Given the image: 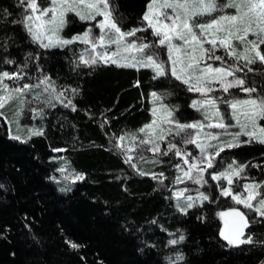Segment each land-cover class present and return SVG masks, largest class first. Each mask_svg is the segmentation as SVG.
Listing matches in <instances>:
<instances>
[{
    "label": "trees",
    "instance_id": "trees-1",
    "mask_svg": "<svg viewBox=\"0 0 264 264\" xmlns=\"http://www.w3.org/2000/svg\"><path fill=\"white\" fill-rule=\"evenodd\" d=\"M149 1L110 0L118 26L124 32L143 26ZM38 2L46 6L50 0ZM27 12L21 0H0V73L19 72L21 79L4 80L18 87L47 78L55 91L48 89L53 97L40 94L47 106L30 119L43 135L13 139L0 116V264H263L264 217L248 215L242 238L251 236L254 243L231 246L220 236L223 224L217 214L232 205L221 189L210 183L205 189L209 199L185 214L173 191L177 160L168 163L173 158L168 153L134 168L117 146L120 137L151 122L153 92L177 120L196 118L185 84L168 73L154 79V72L144 67L85 65L82 43L42 48L23 24L14 23ZM73 21L67 26L71 33L87 25ZM141 33L133 38L154 42L150 31ZM260 51L264 54V45ZM253 70L250 80L260 91L264 65L257 62ZM69 100L75 110L66 106ZM233 162L246 165L242 175L264 182V144L227 148L217 156L215 168ZM60 164L83 178H64ZM243 180L233 182L235 192ZM173 239L179 242L169 244Z\"/></svg>",
    "mask_w": 264,
    "mask_h": 264
},
{
    "label": "snow or ice",
    "instance_id": "snow-or-ice-1",
    "mask_svg": "<svg viewBox=\"0 0 264 264\" xmlns=\"http://www.w3.org/2000/svg\"><path fill=\"white\" fill-rule=\"evenodd\" d=\"M27 12L22 20L14 21V23L23 24L25 30L31 36L32 40L39 44L42 48H50L55 46H64L72 44L76 41L88 44L92 43V51H95L97 46L100 48L105 47L106 37L108 43L117 45V50L112 54L113 57L119 56L120 59H113L108 57L107 53L97 52L95 56L90 55L88 59L82 55L81 61L88 66L95 65L97 57L104 63L111 62L118 67H145L150 68L154 73L155 78L163 77L166 75L165 63L159 61L155 51V43L127 41V37H135L137 32L146 31L145 28L132 29L130 31H121L118 26L119 21L113 17L114 8L110 4V0H50V6L44 7L38 0H21ZM83 8L86 11L80 10ZM225 9H234V14H220L224 13ZM166 10H171L166 11ZM68 12H74L81 20H95L97 16L103 17L99 22L98 27L101 29L102 34L97 38L91 35V30L85 31L82 35L74 36L71 39H62L55 36L65 25V16ZM49 13L51 15L49 16ZM210 17L208 21H204V17ZM142 19L147 21V28L152 30V34L159 38L158 44L164 46L168 50V60L171 63V75L177 80L182 81L184 84L189 85V91H195L201 94L203 99L192 102V107L198 112L203 111L204 121H197L193 123H180L174 118V110L169 109L166 105L160 104L159 108H153V116L157 117L158 112L163 113V118H154L150 124L145 125L139 130L144 133L145 138L140 142L141 144H150L151 151L154 153L160 152V146L157 139L163 141L165 136L163 134L157 135V129L160 124L174 125V129H169V134L175 131L176 135L182 136V142L185 144H195L200 149L199 163L193 162L189 165L188 170H184L177 165L183 176L192 180L194 183H201L202 173L206 171L205 168L200 167L201 163H207V167L213 166L212 160L215 155H219L224 151V148L239 147L242 141L240 136H247L249 139L243 143H250L255 141L264 144V127L258 123L264 120V93H259L255 97L251 94L257 92L255 86L245 87V80L236 78L235 72L240 71L238 68L219 67L213 68L210 64H206L203 69L200 68V63L205 58L221 61L223 58L215 54L218 48H223L228 56H232L237 60L243 59L246 65H251L259 62L264 65V54H261L260 45H264V0H150L147 11ZM224 35L221 36L220 34ZM111 34V35H110ZM251 34L254 39L248 40L247 37ZM139 39V38H138ZM238 40L241 44L245 45L242 52H237V46L233 44V40ZM47 41V42H45ZM174 41L182 43H174ZM211 45L205 48L204 44ZM4 47H6V42ZM121 48L124 52H136V56L131 57L129 60L126 56H121ZM197 49H199V56H197ZM254 53V56L252 55ZM186 57V59H185ZM121 60L124 62L121 63ZM6 63H13V61L6 60ZM252 71L251 68L248 69ZM212 73L220 74L219 78H213ZM227 77H233L228 80ZM19 72L9 74L8 72L0 73V109H4L14 97L12 90L4 83V80H19L21 79ZM193 81H195L193 83ZM41 83L47 84V78ZM219 84L223 92L227 93L231 88H239L245 93L249 94L247 99H227L220 97H209L208 93L214 89L213 84ZM28 84L23 85L22 88H16L14 91L20 96L26 92H30L31 88ZM38 87V85L36 86ZM48 88H52L48 84ZM55 91V89H52ZM73 92L76 90L73 89ZM61 92L59 96H63ZM153 103L161 100L157 93L151 94ZM38 99V97H37ZM59 99V97H57ZM62 102V101H61ZM218 102L226 104L231 109L229 118L235 120V124L225 123V114L220 112ZM22 103V101H21ZM50 103V101H49ZM66 106H72L71 100L68 101ZM19 115V113H17ZM39 114V113H38ZM3 116V112H0ZM243 117V119H242ZM231 127H238L240 129L237 133H230L228 131ZM251 127V130L249 128ZM217 128L221 129V133L207 132L205 129ZM194 130V131H189ZM31 135H43L42 130H29ZM162 133V129L160 130ZM221 135H230L232 139L227 142L219 144L211 143H198L201 137L206 140L219 141ZM19 140V136L12 137ZM121 141L125 137L119 138ZM135 139V137H134ZM121 146L122 145H118ZM214 150L209 153L208 149ZM57 151H62L57 149ZM169 151H174L176 156L191 157V153H182L176 144L169 142L168 150L163 152V155H168ZM132 157L128 156L126 162H131ZM185 164H189L187 158L184 159ZM235 162L228 166V170L221 172L218 175H212L213 180L225 179L228 185L233 183V176H240L244 171L246 165H241L238 168L234 167ZM132 167L135 168L133 164ZM63 171V169H61ZM195 171L196 176L192 173ZM141 175L145 173L141 172ZM159 176L162 178L163 173ZM82 176H77L76 179H82ZM156 179V175H153ZM178 182H182L181 178H177ZM261 185L253 183L244 185L246 196L242 194H233L230 187L222 188L221 195L230 196L236 204H242L245 208L252 209L260 216L264 217V197L257 201V204L252 203L259 195L255 190ZM177 198L183 196V192L176 193ZM187 207L181 208L180 211L187 213V209L194 206V198L189 195L186 198ZM198 201L208 200V196L200 193L196 198ZM224 221V228L220 231V236L227 241L231 246H238L240 244L254 243L251 236L242 238L244 236V229L249 226L248 219L245 214L238 209H230L229 211L219 212L217 214ZM228 217H235L239 220V228H236V222L231 224ZM183 236L179 240L182 241ZM179 241L173 239L169 244L175 245ZM72 248H78L79 245L68 241ZM182 259V257H177Z\"/></svg>",
    "mask_w": 264,
    "mask_h": 264
},
{
    "label": "rangeland",
    "instance_id": "rangeland-1",
    "mask_svg": "<svg viewBox=\"0 0 264 264\" xmlns=\"http://www.w3.org/2000/svg\"><path fill=\"white\" fill-rule=\"evenodd\" d=\"M49 6H50V3L48 5H46V6H44V7H49ZM80 10L86 11L83 8H81ZM146 11H147V9H146ZM166 11L170 12L171 10H166ZM28 12H30V10H28ZM234 12H235L234 9H225L224 13H218L216 15H220V14H234ZM50 15H51V13H49V16ZM69 16H71V18H72L71 20H69V18H68ZM74 18L76 20H78V21L80 20V21H83V22H85L87 24L85 26L84 30L81 31L80 33H77V32L76 33H71L69 29L67 30V26H68L69 23H71L72 25L75 23L73 21ZM210 19L211 18L207 17V16L203 18L204 21H208ZM102 20H103V17H101V16H97L95 20H81L79 18V16H77L74 12H68L66 14V16H65V21L66 22H65L64 27L55 36H53L52 38H53V40H56L57 37L62 38V39H71L74 36L82 35L85 31H88V30H91V35L92 36H95V37L98 38L102 34L101 29L98 27L99 22L102 21ZM143 22H144L143 26H141L140 28H145L146 31H150L151 35L153 36L152 38H154V42L152 41V39L151 40L145 39V40L137 41L133 37H127L126 38L127 41L135 42L137 44H139L141 42L155 43L156 44L155 51L157 53L158 59H159V61L165 63L166 74L168 73V74L171 75L170 71H167V69H170V67H171V63L168 60V50H167V48L164 47V46H160L158 44L159 38L152 34V30L150 28H147V21L143 20ZM121 31H123V30L121 29ZM146 31H143L141 33L142 34L141 37L142 36H147L146 33H145ZM220 35L223 36L224 34L221 33ZM247 39L248 40H253L254 37L251 34H249ZM45 42H47V41H45ZM76 42L77 43H82L80 41H76ZM174 43H182V42L174 41ZM233 44L237 46V52H242L244 50V48H245V45L241 44L238 40L234 39L233 40ZM82 45H83V50H82L81 53L85 57V59H88L90 55L95 56L97 52L107 53V56L108 57H112L113 59H120L119 56H116V57L112 56V54L117 50V45L108 43V38L107 37H106L105 47L104 48H100L99 46H97L95 51H92V43L91 42H89L88 44L82 43ZM55 47H57V46H55ZM204 47L205 48H209V47H211V45L205 43ZM161 48H162V50H164L163 51V55H162ZM196 54H197V56H199V49H197V53ZM215 54L218 55V56H221L223 59L221 61H217V60H214V59L205 58L203 61H201L200 68L203 69L206 64H210L213 68L227 67V68H238V69H241L240 71H236L235 72V77L244 79L245 80V84H244L245 87H250V85H253V86L256 87L257 83H255L254 81L250 80V79H254L253 78V74H254L255 70H253V65H255L256 63L251 64V65H246V62L243 59L237 60V59H235L232 56H228L226 54L225 49H223V48H218L216 50ZM252 55L254 56V53ZM121 56H126V57L129 58V60L133 56H136L137 58H139V54L138 53H136L134 51H132V52H124L123 48H121ZM185 59H186V57H185ZM80 61H81V59H80ZM97 61H98L97 63L105 64L103 61L100 60L99 57H97ZM123 62L124 61L121 60V63H123ZM108 63H111V62H108ZM111 64H113V63H111ZM249 68H251L252 71H249L248 70ZM148 69H150V68H148ZM209 75H211L213 78H217V79L220 76V74H217V73H212V74H209ZM172 77L174 79H176L174 76H172ZM227 79L228 80H232L233 77H227ZM44 80L45 79H43L42 81H44ZM41 82H39L37 84L38 87H36L37 85H35L34 87L31 88L30 92H26L22 96H20V94L16 93L14 90L16 88H22V87L15 86V85L10 84V82L7 83V82L4 81V83L9 86V89L12 90L13 96L17 97L15 99H13L9 104H7L4 109H0V112H3V117L6 120V124L9 127V134H10L11 137L19 136L20 139H25V136L26 137L31 136V133L29 131L30 129L39 130L38 128H36V126H34L32 121H30V119L36 116V113L40 110V108L42 109L45 106H47V103L43 101L44 99L40 97V94L43 93V91H45V89L48 87V84H50V81L47 79V82H48L47 84L41 83ZM180 82L183 83L182 81H180ZM194 82L195 81H193V83ZM185 86L187 87V89L189 88V85L185 84ZM212 87H213L214 90L212 92L208 93L209 97H220V98H227V99H232V98H235V99H247L249 97L248 93L243 92L239 88H231V89H229V91L227 93H225V92H223V90H222V88H221V86L219 84H215L214 83L212 85ZM53 88L54 87L48 88V89L52 90ZM50 90H47L45 92L46 93L47 92L50 93L49 92ZM260 91L262 93H264V87H261ZM260 91L257 90L256 93H252L251 95L253 97H255L257 94L260 93ZM189 93L192 96L191 105H192L193 101H198V100L203 99L201 94L198 93V92L190 91ZM37 97H38V99H37ZM49 97H53V95L50 93ZM21 101H22V103H21ZM161 103L163 105H166L169 109H171L168 106L167 102L165 103L163 100H160V101H158L156 103H153V97L151 95V108H150L151 109V120H150L151 122H152V120L154 118H157L158 122H159L160 118H163V113L162 112H158L157 113V117L153 116V108H159ZM218 107L220 109V112L222 114H225V117H226L225 118V123L235 124V120H231L229 118V114L231 112V109L228 108V106L226 104L219 103V102H218ZM27 111H29V113H30L29 117H28V115H25V114L23 115V113L24 112L26 113ZM203 111L204 110L202 109L201 111L197 112L198 116L196 118H194L193 120H191V119L189 120L188 115L184 114L183 115V119L184 120H189V121H187V122H181L180 120H178V121L180 123H182V124L183 123H193V122H197V121H204V115L202 114ZM17 113H19V115ZM174 118L176 119L175 113H174ZM242 119H243V117H242ZM204 122L207 123V121H204ZM150 123H148V124H150ZM258 123H259V125L261 127H264V124L261 123V120L258 121ZM174 127H175L174 125H170V124H160V127L157 129V135L163 134L165 136V140L161 141V140L157 139V143L160 146V152H158V153H154V152H152L150 150L151 147H152L150 144H141L140 141L142 139H144L145 136H144V133H141L139 131L123 136V137H125V139L123 141L119 140L118 143H117V146L118 145H122V147L119 146V149L124 152L126 158L128 156L132 157L131 163H132V165L134 164L135 167H137V166H139L141 164L143 166H145L146 163L151 161L153 158H156V157L158 158V157H161V156H165V155H163V152L168 150L169 142L176 144L177 148H179L182 153H191V157H182V156H176L174 154V151H169L168 152L173 157L172 159H168V163L171 162V165L173 166L172 160L173 159L177 160V162H175V164L173 166L175 168V171H176L175 188L173 189V191H174V195H175V199H176V203L178 205L179 211H180L181 208H186L187 207V201H186L185 198L187 196H189V195H191L194 198V200H193L194 204H196V203L200 204L202 201H198L195 198L200 193H203L204 195L207 196L208 193L206 192L205 189L208 188L206 186H208L210 183L215 184L217 189L230 187L232 192H233V194H242L244 196L247 195V193L245 192L244 185L256 183V184L261 185V187H259L258 189L255 190L256 192L259 193V195L256 197V200L252 201V203L254 205H256L257 201L259 199H261L262 197H264V182H262V183L259 182L258 183V182L254 181V180H251L250 177L246 176V174H245V176L242 175L243 172L240 174V176H233L232 177L233 182L239 180L240 178L241 179L245 178V180L249 179L247 181L243 180L245 184L241 187L242 189H240V191L238 193L234 191V186L233 187L231 186L233 183L231 185H228V182L225 179L213 180L212 179V175H218L221 172H225L226 170H228L229 164H232V163H224V164L222 163L221 165L219 164L218 168L216 169L215 168V163H216V159H217L218 155L214 156V158L212 160L213 166L211 168L207 167V163L206 162L205 163H201L199 165L200 167L206 169V171H204L202 173V181H201V183H199V184L194 183L192 180H189L188 178L184 177L183 173L179 170L177 165H179L180 168H182V169H184L186 171V170H188V167H189V165L191 163H193V162L199 163L200 149L197 148L195 144H185V143H183L182 142V136L184 134L176 135L175 131H173L172 134H169L168 130L169 129H174ZM161 129L163 130L162 133L160 131ZM249 130H251V127L249 128ZM189 131H194V130H189ZM205 131L213 132V133H221L222 132L221 129H217V128H212V129H207L206 128ZM228 131L230 133H237V132L240 131V129L238 127H231V128L228 129ZM134 137H135V139H134ZM231 139H232V137L230 135H221L219 141H217V140L209 141V140H206L204 137H201V139L198 141V143L219 144L221 142L230 141ZM248 139L249 138L247 136H240V140L242 141L241 144H243V141H247ZM226 149H227V147L224 148V150H226ZM208 152L209 153H213L214 150L209 148ZM185 158H187L189 160V164H185L184 163V159ZM164 163H166V162H164ZM234 167L238 168L237 165H234ZM213 168L216 169V170H213ZM61 169H63V171H61ZM58 172H60L61 176H63L64 178H66L68 180H71V181L77 180L76 177L78 175L77 174H72L71 172H69L67 167L64 164H60ZM192 175L196 176L197 173L195 171H193ZM177 178H181L182 182H178ZM219 191L221 193V190H219ZM178 192H183V196L177 198L176 193H178ZM228 197L232 201V205L229 206V208H225L221 212L229 211L230 209L235 208V209H238L241 212H243L247 219H248V215L255 213L254 210L245 208L242 204H236L235 201H233L230 196H228ZM255 214L258 215V213H255ZM221 221H222L223 228H224V221L222 219H221Z\"/></svg>",
    "mask_w": 264,
    "mask_h": 264
},
{
    "label": "water",
    "instance_id": "water-1",
    "mask_svg": "<svg viewBox=\"0 0 264 264\" xmlns=\"http://www.w3.org/2000/svg\"><path fill=\"white\" fill-rule=\"evenodd\" d=\"M227 219L229 220L230 224H231L233 221H235V222H236V224H235L236 228H239V227H240L238 218H235V217H228ZM244 230H245V229H244ZM244 230H243V231H244Z\"/></svg>",
    "mask_w": 264,
    "mask_h": 264
}]
</instances>
